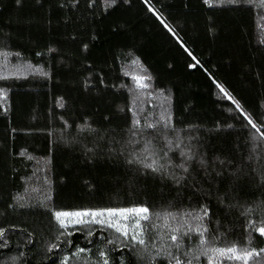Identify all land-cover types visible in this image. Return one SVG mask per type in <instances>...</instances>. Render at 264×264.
Listing matches in <instances>:
<instances>
[{
    "label": "trees",
    "instance_id": "obj_1",
    "mask_svg": "<svg viewBox=\"0 0 264 264\" xmlns=\"http://www.w3.org/2000/svg\"><path fill=\"white\" fill-rule=\"evenodd\" d=\"M1 53L18 66L0 78L2 264H61L64 256L100 264V250L119 264L131 253L114 230L75 226L57 240L53 212L138 204L162 215L152 217L157 244L165 212L203 204L206 238L216 246L264 248L255 231L264 226V0H0ZM133 77H147V87ZM163 115L167 129L146 127ZM134 119L141 135L129 131ZM153 147L173 164L181 152L230 161L228 172L243 177L240 190L221 204L229 181L211 197L194 195L127 163ZM198 242L195 234L185 240ZM53 243L59 247L49 252ZM77 245L89 250L79 259ZM249 264H264V253Z\"/></svg>",
    "mask_w": 264,
    "mask_h": 264
},
{
    "label": "snow or ice",
    "instance_id": "obj_2",
    "mask_svg": "<svg viewBox=\"0 0 264 264\" xmlns=\"http://www.w3.org/2000/svg\"><path fill=\"white\" fill-rule=\"evenodd\" d=\"M112 2L115 3V0H112ZM204 2L207 4L208 0H204ZM234 2L235 0H228V3ZM124 3H128V0H124ZM149 10L151 11V9ZM189 67H194V65L189 64ZM133 79L136 80L138 88L143 89L147 87L143 83L144 79H148L147 77H133ZM216 87L221 92H225V89L221 85L216 84ZM225 95H227L226 92ZM237 108L239 109V105H237ZM244 118L248 120V123L253 128L256 127L251 119L247 116ZM170 119V117L163 115L155 124L147 123L146 127L153 129L163 124V127L167 129ZM129 131L132 136L141 135L140 121L134 119L132 128ZM164 134L166 135L167 133ZM148 143L151 144V141H148ZM165 147L170 150L168 145ZM176 147L179 148L180 145L177 144ZM149 151L151 153L150 156L148 155ZM181 156L185 158L180 163L173 164L172 158L169 156L168 151H165V148H160L157 151L153 147L145 149L143 152H137L134 158L127 159V163L129 165H139L137 170H142L143 174L150 173L159 176L163 180H170L174 184L179 185L181 189L186 186L190 187L193 189L194 195H207L211 197L214 192L220 191V183L229 181L230 193H225L219 198L221 204L228 199L230 194L240 190L243 177L239 174V169L235 172H228V168L231 167L230 161H210L203 154L195 152L191 154L181 152ZM149 160L150 162H147ZM262 179H264V173H262ZM205 185L207 186L206 191L205 193H201L200 189L204 188ZM247 211L250 212L252 209H248ZM261 211L264 212V206L261 207ZM53 216L59 226L56 236L57 240L61 236H72L73 232L67 230L75 226L99 225L102 229L106 227L114 230L118 234V237H122L119 240L120 248L127 249L131 253V257L120 256L119 264H132V258H135L137 264H157L158 260L160 264H193L194 261H199L201 257H207L208 264H222L225 260L229 264L233 261L249 264V261L253 257L264 253V248H260L259 251L255 249L241 250L235 244L227 247H218L215 245L213 239L206 238L209 229L205 226V220H208L209 223L211 221L209 209L203 204L200 205L199 210H182L179 213L165 212L163 214V231L157 237L158 244L156 240H153L151 233L153 229L160 226L152 222V217L155 216V219L159 221L162 215L159 212L153 213L146 205L107 207L95 210H57L53 212ZM129 221H132V223L130 224ZM251 223L249 221V224ZM255 231L261 237H264V226L256 228ZM4 232L5 230L0 228V237L4 236ZM193 234L199 238V242L195 245H191V243L186 244L185 240L189 242L193 240ZM87 235L91 237L93 235L92 231H88ZM215 239H219V237H215ZM29 243H32L31 239ZM66 243L71 244L72 241L68 240ZM107 243L112 245L116 241L114 239H107ZM4 247H7V243H0V248ZM57 247H59V244L53 243L47 250L51 252ZM86 251L89 250L77 245L76 251L72 253V256L79 259L80 255ZM24 255V252H20L19 257L12 258L13 262ZM98 256L100 264H110V258L106 251L100 250ZM61 264H68V256L63 257Z\"/></svg>",
    "mask_w": 264,
    "mask_h": 264
},
{
    "label": "rangeland",
    "instance_id": "obj_3",
    "mask_svg": "<svg viewBox=\"0 0 264 264\" xmlns=\"http://www.w3.org/2000/svg\"><path fill=\"white\" fill-rule=\"evenodd\" d=\"M17 69L18 66L11 65L10 57L7 54L5 53L0 54V78L14 74L15 70ZM129 223L131 224L132 221H129Z\"/></svg>",
    "mask_w": 264,
    "mask_h": 264
}]
</instances>
